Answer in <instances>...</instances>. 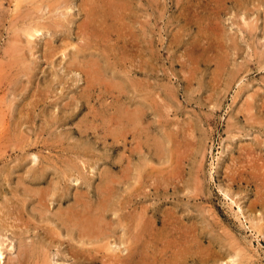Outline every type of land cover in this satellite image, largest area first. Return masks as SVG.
<instances>
[{
	"label": "rangeland",
	"instance_id": "374dc122",
	"mask_svg": "<svg viewBox=\"0 0 264 264\" xmlns=\"http://www.w3.org/2000/svg\"><path fill=\"white\" fill-rule=\"evenodd\" d=\"M121 1L122 28L109 31L107 45L91 38L86 45L79 27L85 18L81 0H0V111L13 126L21 120L9 136L0 122V211L10 207L12 213L5 220L1 212L0 221L13 224L0 230L5 246L0 264H31V246L50 264H113L112 253L123 255L129 243L128 229L117 225L115 215L114 231L90 241L70 239L54 216L56 208L73 201L74 190L88 191L95 203L103 175L122 179L112 184L117 212L125 217L136 211L154 220L158 236L170 230L173 247L186 246L184 264H264V0ZM54 21L58 27L49 26ZM34 26L38 32L26 37L23 30ZM17 34L22 56L10 65L7 48L17 44L10 43ZM94 54L102 67L109 62L104 78L124 79V92L116 85L85 90L84 74L70 57ZM131 77L140 94L128 86ZM135 100L146 111L129 135L111 117ZM155 108L167 113L170 139L163 138ZM18 135L23 149L13 146ZM161 138L163 155L153 144ZM66 157L75 158L81 172L64 175ZM40 198L45 213L39 214ZM51 225L61 233L56 239L45 235ZM20 229L28 247L23 257L17 256ZM71 244L88 250L92 259L70 254Z\"/></svg>",
	"mask_w": 264,
	"mask_h": 264
},
{
	"label": "bare ground",
	"instance_id": "6f19581e",
	"mask_svg": "<svg viewBox=\"0 0 264 264\" xmlns=\"http://www.w3.org/2000/svg\"><path fill=\"white\" fill-rule=\"evenodd\" d=\"M51 3V2H50ZM37 4V3H36ZM80 4V8L83 11L85 18L82 19V22L79 24L80 27V32H82L85 37V41L84 43H86V45H88L90 38L98 43H101L103 40L105 43L106 39L105 37L107 36V34H109V31L113 30L116 31L117 29L122 28V24L120 27V23L123 22V17H124V12H125V6L123 4V2L121 0H81ZM49 5V4H47ZM50 6V5H49ZM40 7V6H38ZM48 7V6H47ZM128 7V6H127ZM40 9V8H39ZM49 10V9H48ZM129 10V9H128ZM25 12V10H24ZM127 12V11H126ZM27 14V13H26ZM17 15V14H16ZM69 15V14H68ZM28 16V15H27ZM15 17V16H14ZM21 18V17H20ZM25 18V17H24ZM28 18V17H27ZM23 19V17H22ZM125 21V20H124ZM58 22V21H57ZM54 21L53 24L50 23L49 26H52L55 28V26H57L59 23H57ZM34 24V23H33ZM37 24V23H36ZM39 24V22H38ZM45 24V23H43ZM47 24V23H46ZM40 25V24H39ZM48 25V24H47ZM47 25H43V26H47ZM42 26V27H43ZM39 26H34V27H29L27 29H24V33H26V37L27 35H31L33 34V32H38ZM51 27V28H52ZM58 27V26H57ZM42 29V28H41ZM79 29V28H78ZM46 30V29H45ZM122 30V29H121ZM123 32V30H122ZM111 33V32H110ZM122 34V33H121ZM39 35H44V34H40ZM81 35V34H80ZM124 35V34H123ZM115 36V35H114ZM117 36V35H116ZM138 36V35H137ZM113 37V36H112ZM84 39V38H82ZM115 39V38H114ZM109 40V39H108ZM111 40V39H110ZM119 40V38H118ZM116 40V41H118ZM124 40V39H123ZM101 41V42H100ZM112 41V40H111ZM92 42V41H91ZM8 43V42H7ZM10 43H17V44H11V46H9L8 52L10 54V61L8 62L9 64L16 62L17 60L20 61V57L22 56V53H20L21 50V46H19L18 43H21V38L20 36L15 35L14 39L10 40ZM83 43V42H82ZM110 43V42H109ZM122 43V42H120ZM95 44V43H94ZM102 44V43H101ZM106 44V43H105ZM114 44V43H113ZM116 44V43H115ZM104 45V44H103ZM107 45V44H106ZM106 45H104V50ZM110 45V44H109ZM108 45V47H109ZM112 45V44H111ZM110 45V47H112ZM76 47V46H75ZM79 47V44L78 46ZM82 47V46H81ZM100 47V46H99ZM109 47V48H110ZM117 47V46H116ZM31 48V47H30ZM93 48V47H92ZM80 49V48H79ZM79 49H77V52L81 53V50L79 51ZM101 50V49H100ZM103 50V49H102ZM114 50V49H113ZM75 51V53H76ZM110 51V50H108ZM25 52V51H23ZM83 52V51H82ZM73 53V51L71 52ZM74 53V54H75ZM85 53V52H84ZM73 54V55H74ZM99 54V53H98ZM104 54V53H103ZM106 55H104L103 57H105L106 59H108V52L106 51L105 53ZM108 54V55H107ZM7 55V54H6ZM88 55V54H87ZM96 54H94V56H86L80 59H77V57L72 56V58L70 57L71 63L74 65V67L76 69H79L80 72H82L84 74V88L87 91L90 90H94L96 88V86L98 85L99 89H101L102 87H104V89H113V86L117 87V91L120 93L121 91L124 92L123 89V85H124V79L115 75H118L115 73V79L112 80V82L109 79H106L103 77V71H105L106 68H109L110 65L106 62V67H102L101 66V62H100V58L98 56H95ZM80 56V55H79ZM110 56V55H109ZM104 59V58H103ZM119 61H121L120 58H118ZM107 61V60H106ZM114 63V62H112ZM10 64V65H11ZM27 64V63H26ZM22 66V63L20 64ZM72 65V66H73ZM115 66V65H112ZM73 67V68H74ZM26 69V68H25ZM118 69V68H117ZM126 70V68H123ZM130 70V69H129ZM70 71V70H69ZM118 71V70H116ZM121 71V70H120ZM1 72V71H0ZM28 72V71H27ZM113 72V71H112ZM119 72V71H118ZM124 73V72H123ZM3 74V73H2ZM113 75V74H112ZM124 75V74H122ZM120 76V74H119ZM129 75H126V77L128 78ZM131 76V75H130ZM129 76V77H130ZM110 77V76H108ZM114 78V77H113ZM125 78V76H124ZM112 79V78H111ZM126 79V78H125ZM130 79V78H129ZM15 81V80H14ZM126 81H128V79H126ZM13 84V83H12ZM126 84V83H125ZM130 84V85H129ZM15 86V85H14ZM128 86L132 87V92L134 94H140L141 90L138 87V83L135 79H133L131 77L130 83H128ZM127 88V86H125ZM47 88V87H46ZM123 89V90H122ZM128 89V88H127ZM127 89L125 92H127ZM8 90V89H7ZM83 90V89H82ZM131 90V89H130ZM25 91V90H24ZM20 92V91H19ZM86 93V92H85ZM149 95V94H148ZM80 97V94L78 95ZM137 96V95H136ZM151 96V95H150ZM167 96V95H166ZM32 97V96H31ZM36 97V96H35ZM45 97V96H44ZM149 97V96H148ZM27 99V98H26ZM149 100V99H148ZM151 101V100H150ZM149 101V102H150ZM40 102V101H39ZM140 101L135 100V103L133 106H120L118 107L115 112L113 113V116L111 117L112 120H114L115 122H117V125L120 128V132L122 133H126L129 132L132 135L134 133H136V129H138V124L139 121L143 115V113L146 111H143V109L141 110ZM153 102V101H152ZM151 102V103H152ZM156 102V100H155ZM154 102V103H155ZM37 103V102H36ZM64 103V102H63ZM250 103V102H249ZM153 104V103H152ZM152 104L148 103V107L149 105L152 106ZM159 104V103H158ZM4 105V104H3ZM29 105V104H28ZM63 105V104H62ZM129 105V103H128ZM132 105V103H131ZM167 105V104H166ZM250 105V104H248ZM247 105V106H248ZM31 106V105H30ZM143 106V105H142ZM160 106V105H159ZM251 106V105H250ZM7 107V106H6ZM130 107V108H129ZM144 107V106H143ZM147 107V106H146ZM250 110V107H248ZM152 109V108H151ZM11 111V110H10ZM242 111V110H241ZM250 112V111H249ZM155 115L157 114V124H161L163 125L162 127L165 129V132H163V138L164 139H170L172 137V133L170 132V130L168 129L167 122L163 119L165 117V114L160 108H155L154 110ZM5 114V113H4ZM20 114V113H19ZM145 114V113H144ZM22 115V114H21ZM26 115V113H25ZM24 116V115H23ZM28 116V115H26ZM25 116V117H26ZM20 117V116H19ZM29 117V116H28ZM21 118V117H20ZM105 118V117H104ZM108 118V117H107ZM254 118V117H253ZM29 119V118H26ZM62 119V118H61ZM0 122H2L1 124L4 126L1 129L6 132L7 136L12 135L13 133H16V129L17 126L19 125V122L21 121H16L14 120V126H13V122L10 119H6L3 117L2 112L0 111ZM25 120V119H23ZM22 120V121H23ZM252 120V119H251ZM11 121V122H10ZM60 121V120H59ZM24 122V121H23ZM27 122V121H26ZM108 122V121H107ZM0 124V125H1ZM22 124V123H21ZM158 124V125H159ZM12 125V126H11ZM107 127V126H106ZM161 127V126H160ZM167 127V128H166ZM140 128V127H139ZM103 130V129H102ZM162 130V129H161ZM2 131V132H3ZM48 131V130H47ZM132 131V132H131ZM135 131V132H133ZM105 132V131H104ZM140 132V131H139ZM137 132V133H139ZM127 134V133H126ZM125 135V134H123ZM3 135H1L0 137H2ZM19 136V135H18ZM137 136V135H134ZM132 137V136H131ZM139 137V136H137ZM156 137V136H155ZM154 137V138H155ZM29 139V138H28ZM136 139V138H135ZM26 140V139H25ZM173 140V139H172ZM25 144L24 139L22 138V136H19L16 144H14V147H19V149H23L25 148L23 144H21V142ZM137 141V140H136ZM154 141V140H153ZM162 141L163 139L161 138L160 140L157 139L155 142H153V144L155 143L156 146V150L158 153H161L163 155V145H162ZM205 142V141H204ZM3 143V141H2ZM1 144V143H0ZM18 145V146H16ZM26 145V144H25ZM2 146V144H1ZM5 147V143L4 146ZM154 148V147H153ZM166 148V147H165ZM169 148V147H168ZM2 149V148H1ZM167 149V148H166ZM178 149V148H177ZM181 149V148H180ZM3 150V149H2ZM168 150V149H167ZM170 151V150H169ZM78 152V151H77ZM168 152V151H167ZM3 153V152H2ZM169 153V152H168ZM158 156V155H157ZM172 156V155H171ZM175 156V155H174ZM38 157V155H37ZM36 157V158H37ZM16 158V157H15ZM41 158V157H40ZM64 158V157H63ZM19 159V158H18ZM45 159V158H44ZM75 159V158H74ZM71 157H66L64 160V163L61 162L64 165V168L62 170V173L64 175H66L69 172H72L73 170H77L78 172L80 171L78 169L79 165L78 163ZM40 160V159H39ZM43 160V159H42ZM39 162V161H38ZM37 162V163H38ZM50 162V161H49ZM54 163V162H53ZM29 164V163H28ZM40 164V163H39ZM38 164V165H39ZM37 166V168H39ZM43 167V165H42ZM58 167V166H57ZM31 168V167H30ZM34 168V167H33ZM44 168V167H43ZM43 168L39 171V174L43 173ZM59 168H61V166L59 165ZM38 170V169H37ZM121 170V169H120ZM45 171V170H44ZM122 171V170H121ZM29 172V171H28ZM81 172V171H80ZM126 174V179L128 180V171H124ZM38 174V175H39ZM137 174V172H136ZM13 175V174H12ZM68 175V174H67ZM71 175V174H70ZM102 175V174H101ZM124 175V174H123ZM138 175V174H137ZM8 176V174H7ZM20 177V176H19ZM65 177V176H64ZM78 177V175H77ZM80 177V176H79ZM101 178V184L98 187V193H97V197L95 198L96 201L95 203L93 202V200L91 201L88 196V191L85 192H79L74 190V199L73 201L68 204L65 208L63 207V209L56 208V212H54V216L56 219H58L60 221V223H62L64 225V227L70 231V239L75 238L74 236H78L80 239H87V241H90V239H94V238H102V237H106L107 235L109 236L111 232L114 231L115 227H112V218L113 215L116 216L117 219V225H120L121 227L127 228L128 230V245H127V249L126 252L123 253V255H119V254H113L110 257L109 261L110 263L113 264H118V262H124L127 264H184V262L186 261L187 258V249L186 246L182 243L181 246H178L175 248L173 247L174 244H172L171 240L169 239L168 235L170 234V230H166L165 233H163L162 235L158 236L159 233L157 234H153L155 233L153 231V224H154V220L149 219L148 217H144L142 215H139L138 213L135 212H129L125 217H123L122 214L118 213L117 210L120 207H116L114 202L112 201V196H113V183L114 182H121L122 179L118 176V177H114L113 175H103L100 176ZM125 178V176H123ZM195 177V176H194ZM81 178L82 179H86L84 173H81ZM8 179V178H7ZM161 180V178H160ZM5 181V179H4ZM22 181V180H21ZM8 182V181H7ZM27 186L29 188L28 185H23ZM26 187V188H27ZM14 188V187H13ZM25 188V189H26ZM135 188V187H134ZM31 189V188H30ZM29 190V189H28ZM32 190V189H31ZM30 190V191H31ZM125 190V189H124ZM26 191V190H25ZM29 191V192H30ZM33 191V190H32ZM116 191V190H115ZM128 192V191H126ZM28 193V191H27ZM39 193V192H38ZM125 193V192H124ZM33 194V193H32ZM53 194V193H52ZM5 195V194H4ZM6 196V195H5ZM35 196V195H34ZM47 196V195H46ZM54 196V195H53ZM56 196V195H55ZM58 196V195H57ZM61 196V195H60ZM126 196V195H125ZM39 197V196H38ZM37 198V197H36ZM42 200L45 201V198H43V196L41 197ZM41 198L38 200L39 205H41L39 208H35L38 209L37 211H39V214L45 213V210H39L40 208H42V205L44 204L43 202H41ZM56 198V197H55ZM60 198V197H59ZM3 199V198H2ZM49 201V198H47ZM58 199V198H57ZM11 200V199H10ZM22 200V199H21ZM132 200V199H131ZM8 201V200H7ZM45 201V203L47 202ZM116 201V200H114ZM126 201V200H125ZM52 202V200H51ZM58 202V200H57ZM56 202V203H57ZM93 202V203H92ZM119 202V201H118ZM116 202V203H118ZM128 202V201H127ZM14 203V202H13ZM23 203V202H22ZM1 204V202H0ZM8 204V203H7ZM60 204V203H59ZM125 204V202L123 203ZM38 205V204H37ZM58 205V204H57ZM61 205V204H60ZM10 206V205H8ZM23 206V205H22ZM46 206V205H44ZM59 206V205H58ZM145 206V205H144ZM142 206V207H144ZM6 208V207H5ZM7 209V208H6ZM10 209V207H9ZM9 209H7V211H0L1 213V217H3L4 219L7 217H9L10 220V216L12 215L11 209L10 211H8ZM34 209V210H35ZM53 208H51L52 210ZM1 210V208H0ZM49 210V209H48ZM49 210V211H51ZM55 210V208H54ZM135 210V209H133ZM145 210V209H144ZM121 211V210H120ZM6 212V213H5ZM110 213L112 214V216L110 217L111 219H107L106 216L107 214ZM124 213V212H123ZM142 213V211H141ZM148 213V212H147ZM51 214V213H50ZM109 214V215H110ZM14 215V214H13ZM38 215V212H37ZM43 215V214H42ZM47 215V213H46ZM45 215V217H46ZM144 215V214H143ZM18 216V215H17ZM39 216V215H38ZM48 216V215H47ZM148 216V215H146ZM40 218H42L41 216H39ZM44 217V215H43ZM144 217V218H142ZM2 218V221H0V230L2 231V229H4L3 231H5L6 227L7 228H11L13 227V224L8 225V221H5ZM48 218V217H47ZM45 218V219H47ZM15 219L12 217V220ZM17 219V218H16ZM8 220V219H7ZM48 220V219H47ZM53 220V219H52ZM5 221V222H4ZM25 221V220H24ZM50 221V220H49ZM154 221V222H153ZM10 222V221H9ZM21 222V221H20ZM28 222V221H27ZM33 222V221H32ZM49 223V222H47ZM166 223V222H165ZM59 224V222L57 223ZM116 224V223H115ZM168 224V223H167ZM22 226V224H20ZM24 225H30V224H26L24 222ZM15 226V224H14ZM36 226V225H35ZM50 226V225H49ZM52 226V225H51ZM15 227H19L16 226ZM27 227V226H26ZM118 227V226H117ZM259 227V226H258ZM56 226L55 228L52 226L48 229H45V235L47 237H50L52 239H56L59 236V233L56 230ZM166 228V227H165ZM24 229V228H23ZM23 229H20V233L18 235V254L17 256H22L26 253L28 247L24 245V242L22 241L23 237L20 235L23 232ZM25 230V229H24ZM28 230V229H27ZM68 231V232H69ZM120 231V230H119ZM6 232V231H5ZM122 232V231H121ZM159 232V231H158ZM115 233V232H114ZM65 234V233H64ZM120 234V233H119ZM61 235V233H60ZM66 235V234H65ZM22 239H21V237ZM68 236V237H69ZM125 236V235H124ZM112 237V236H111ZM184 237V236H182ZM2 238V236H1ZM0 238V239H1ZM66 238V237H65ZM109 238V237H108ZM6 239V238H5ZM76 239V238H75ZM79 239V240H80ZM104 239V238H103ZM113 239V238H112ZM32 240V239H31ZM106 240V238L104 239V241ZM4 241L3 239L1 240V242ZM81 241V240H80ZM98 241V240H97ZM101 241V240H100ZM103 241V242H104ZM108 241V240H107ZM125 241V240H124ZM0 242V261H2L4 259L3 256V251L1 250V246H4L2 243ZM11 242V241H10ZM22 242V243H21ZM77 242V241H76ZM86 242V241H85ZM106 242V241H105ZM63 243V242H62ZM90 242H88L87 244H89ZM93 243V242H92ZM102 243V242H100ZM126 243V242H125ZM233 243V242H232ZM2 244V245H1ZM68 244V243H67ZM77 244H80L77 243ZM86 244V243H84ZM106 244V243H105ZM109 244V243H108ZM172 244V245H171ZM196 244V243H195ZM69 245V244H68ZM107 245V244H106ZM110 245V244H109ZM232 245V244H231ZM82 246V245H80ZM86 246V245H85ZM108 246V245H107ZM115 246V245H114ZM234 246V245H233ZM5 247V246H4ZM88 247V246H87ZM101 247H105L104 244L101 245ZM10 248V247H9ZM42 248H46L45 246H43ZM99 248V247H98ZM101 248V249H102ZM123 248V247H122ZM240 248V247H238ZM4 249V248H3ZM31 250L30 252V259H33V262L31 261V264H50L51 262H49L50 260L48 259L47 255L45 253H38L36 252L34 246H31L29 248ZM48 249V248H47ZM46 249V250H47ZM88 249V248H87ZM106 249V247H105ZM114 249V247H113ZM113 249L111 248V250L113 251ZM9 250V249H8ZM11 250V249H10ZM70 254L79 256L82 255L84 258L85 257H89V259H92L90 257H93L92 253H90L88 250H84V248H79V246L77 247L74 244L70 245ZM110 250V249H109ZM189 250V249H188ZM45 251V250H44ZM95 251H99L96 250ZM106 251V250H105ZM121 252V251H120ZM198 252V251H197ZM235 252V251H234ZM118 253V252H117ZM53 254V253H52ZM49 255V254H48ZM241 255V254H240ZM105 256V255H104ZM107 256V255H106ZM205 257V256H204ZM77 258V257H76ZM81 258V257H80ZM83 258V259H84ZM55 259V258H54ZM10 260V259H9ZM53 260V258H52ZM100 260V259H99ZM25 261V260H24ZM28 261V260H27ZM54 261V260H53ZM102 261V260H101ZM104 261V260H103ZM10 262V261H9ZM100 262V261H99ZM7 263H8V259H7ZM30 264V263H29ZM59 264V263H58ZM107 264V263H105Z\"/></svg>",
	"mask_w": 264,
	"mask_h": 264
}]
</instances>
